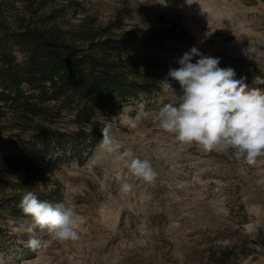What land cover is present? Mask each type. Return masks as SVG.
<instances>
[{
    "label": "rangeland",
    "instance_id": "374dc122",
    "mask_svg": "<svg viewBox=\"0 0 264 264\" xmlns=\"http://www.w3.org/2000/svg\"><path fill=\"white\" fill-rule=\"evenodd\" d=\"M16 2L23 0H0ZM76 1L69 8L76 23L85 15L99 23L123 11L128 26L157 31L174 23L192 36L168 58L174 68L193 47L231 67L249 89L264 79V0H60ZM6 9V8H5ZM198 57L193 58V63ZM158 95L132 101L117 111L103 138L88 159L62 164L42 173L33 192L60 187L62 201L79 216L77 241H59L47 229L35 227L31 216L0 213V264H264V156L252 165L237 159L234 148L205 150L178 142L159 126V110L179 104L183 91L168 77ZM0 154L8 140L22 133L17 115L0 102ZM69 129L74 127L67 126ZM148 159L158 173L149 184L133 176L129 157ZM133 189L123 193L121 185ZM0 173V193L21 192ZM35 229L43 246H28Z\"/></svg>",
    "mask_w": 264,
    "mask_h": 264
},
{
    "label": "trees",
    "instance_id": "16d2710c",
    "mask_svg": "<svg viewBox=\"0 0 264 264\" xmlns=\"http://www.w3.org/2000/svg\"><path fill=\"white\" fill-rule=\"evenodd\" d=\"M80 6L60 0L0 5V102L18 116L22 133L31 132L11 136L9 152L0 154V173L21 190L0 193V213L24 215L21 199L44 171L83 164L117 111L161 93L174 68L168 56L192 38L176 23L157 31L128 26L121 10L106 23L93 15L74 23L68 10ZM35 194L53 205L62 201L59 185ZM3 232L0 226V237ZM258 238L264 245L262 231ZM217 261L226 264L229 254Z\"/></svg>",
    "mask_w": 264,
    "mask_h": 264
},
{
    "label": "clouds",
    "instance_id": "9594fccd",
    "mask_svg": "<svg viewBox=\"0 0 264 264\" xmlns=\"http://www.w3.org/2000/svg\"><path fill=\"white\" fill-rule=\"evenodd\" d=\"M198 59L193 63V58ZM170 68L168 77L179 83L183 95L179 104L169 103L159 110V126L174 135L178 142L198 144L205 150L234 148L237 159L244 157L250 165L264 156V89H249L244 78H237L231 67H219L220 59L202 54L196 47ZM171 88L168 80L163 81ZM254 83L264 84L256 77ZM131 174L146 183L155 182L158 173L148 159L126 153ZM133 185L123 183L121 191L130 193ZM23 212L31 216L35 227L47 229L59 241H77L79 216L71 207L41 201L33 191L20 202ZM27 241L34 249L43 246L35 229Z\"/></svg>",
    "mask_w": 264,
    "mask_h": 264
}]
</instances>
